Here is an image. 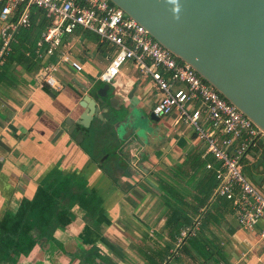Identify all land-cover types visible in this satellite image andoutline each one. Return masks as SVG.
<instances>
[{
    "label": "crops",
    "instance_id": "1",
    "mask_svg": "<svg viewBox=\"0 0 264 264\" xmlns=\"http://www.w3.org/2000/svg\"><path fill=\"white\" fill-rule=\"evenodd\" d=\"M65 42L82 70L64 64L56 75L60 91L36 82L43 60L36 69L27 63L0 65V222L22 217V226L39 234L10 257L12 227L0 228V264H264V240L258 238L264 220L245 232L230 202L212 198L215 180L204 165L213 159L194 132L181 131L175 114L150 122L152 133L139 132L140 160L120 154L126 134L115 117L132 114L146 126L157 99L152 82L131 63L122 67L117 88L108 84L114 119L101 113L104 119L93 117L88 129L76 125L81 98L91 95L92 85L103 84L97 80L99 64L105 60L107 66L114 55L102 54L107 43L81 28ZM67 120L75 126L73 134ZM263 152L259 146L249 162L254 185L264 182ZM49 184L55 188L51 193L72 188L81 193L78 199L96 198L100 206L94 214L78 202L66 208L47 192ZM23 205L33 216L51 208L54 213L43 214L50 215L46 223L31 222ZM186 228L194 233L180 239Z\"/></svg>",
    "mask_w": 264,
    "mask_h": 264
},
{
    "label": "built area",
    "instance_id": "2",
    "mask_svg": "<svg viewBox=\"0 0 264 264\" xmlns=\"http://www.w3.org/2000/svg\"><path fill=\"white\" fill-rule=\"evenodd\" d=\"M41 10L46 25L35 43L39 65L35 80L54 91L61 90L57 73L64 64L79 72L82 66L68 55L65 39L78 28L95 34L116 52L97 80L118 87L116 79L126 63L148 78L156 91L154 115L176 116V123L192 128L213 162L205 169L215 180L212 198L230 202L238 226L252 232L264 220V196L247 181L242 161L264 134L187 64L157 43L137 21L108 0H3L0 10V65L11 50L20 28L32 25L30 9ZM179 84V87H176ZM194 233L186 228L180 239ZM264 240V228L258 233Z\"/></svg>",
    "mask_w": 264,
    "mask_h": 264
},
{
    "label": "water",
    "instance_id": "3",
    "mask_svg": "<svg viewBox=\"0 0 264 264\" xmlns=\"http://www.w3.org/2000/svg\"><path fill=\"white\" fill-rule=\"evenodd\" d=\"M108 1L189 65L264 134V0ZM87 91L91 95L81 98L83 113L76 125L88 129L93 117L104 119L101 113L114 119L109 85L94 84ZM132 118V114L115 117L126 134L120 154L140 160L136 152L144 142L139 132L152 133L149 123H158L159 117L151 112L146 126ZM66 123L73 134L75 126Z\"/></svg>",
    "mask_w": 264,
    "mask_h": 264
},
{
    "label": "trees",
    "instance_id": "4",
    "mask_svg": "<svg viewBox=\"0 0 264 264\" xmlns=\"http://www.w3.org/2000/svg\"><path fill=\"white\" fill-rule=\"evenodd\" d=\"M3 5V0H0V10ZM30 16L32 19V25L29 28H20L17 33L14 36V41L11 43V50L9 54L4 58V69L9 66L12 62H16L18 64H31V68L36 69L38 67V64L36 66V55H35V43L37 37L40 35L42 29L44 28L45 25V19L40 16L39 11L35 8L32 7L30 9ZM37 18H39V22H36ZM39 65H41L40 62H38ZM259 146H264V137L260 139L256 145V147L252 148L249 150L247 153L246 157L242 161L244 167H243V172L248 173L250 171V166L249 162L252 156H255V153L253 154V151L258 150ZM264 156V152L261 154ZM260 155V157H261ZM259 157V158H260ZM205 168V165H204ZM54 187L49 184L46 186V190L49 194H51L60 204H62L64 207L69 208L73 203L78 202L80 203V206L83 207L88 213L94 214L95 211L99 208L100 206V200L96 198H89L86 197L83 199H78L79 193L78 191H74L72 188H64V187H59L56 188L58 189L57 192H50L54 191ZM59 192L61 194H59ZM37 201V198H36ZM54 202L53 206L57 208V203ZM23 210L26 212L28 215V221H34L35 218H40L42 221L45 223L48 222L49 216L50 215H43L47 213V211H50L49 213H54L52 212L51 209H47L46 212H40L38 216H33L29 212V206L28 205H23ZM45 209V208H44ZM44 211V210H43ZM10 221V222H8ZM6 224H9L10 227H12L10 230H6L8 233V236L10 237L11 245L7 243V247L10 250L9 256H15L21 251L22 247L24 248L26 241L32 240V239H37L39 234L36 230V228H30L26 226H22V217H16V218H8L5 217L1 222H0V228H3L6 226ZM187 224V223H186ZM35 229V231H34ZM7 255V254H6ZM3 258L6 259L7 257L3 255Z\"/></svg>",
    "mask_w": 264,
    "mask_h": 264
},
{
    "label": "rangeland",
    "instance_id": "5",
    "mask_svg": "<svg viewBox=\"0 0 264 264\" xmlns=\"http://www.w3.org/2000/svg\"><path fill=\"white\" fill-rule=\"evenodd\" d=\"M95 43V42H94ZM99 45H98V47L96 46L95 47V51L97 52V51H99ZM102 54H104V55H109V56H113L114 54H115V52H116V50H115V48L112 46V45H110V44H107L105 47H102ZM106 64H107V61H105V60H103V62H101L100 64H99V72L101 73L103 70H104V68H105V66H106ZM182 128H180L181 129V131H183V129H185V130H188V131H184L186 134H193V129L192 128H186L185 126H183V125H180ZM196 140H198L197 139V137H196ZM199 141V140H198ZM200 142V141H199ZM251 171V170H250ZM248 172V173H245L244 174V172H243V174H244V176H245V178L247 179V181H249L252 185H253V187L261 194V195H263L264 196V182L263 183H260L259 185H254V183L252 182V180H251V178H250V175L252 174V172Z\"/></svg>",
    "mask_w": 264,
    "mask_h": 264
},
{
    "label": "clouds",
    "instance_id": "6",
    "mask_svg": "<svg viewBox=\"0 0 264 264\" xmlns=\"http://www.w3.org/2000/svg\"><path fill=\"white\" fill-rule=\"evenodd\" d=\"M173 2H175V0H173Z\"/></svg>",
    "mask_w": 264,
    "mask_h": 264
}]
</instances>
